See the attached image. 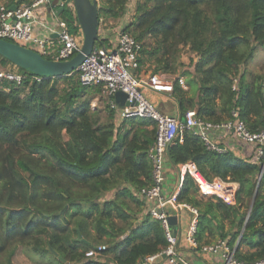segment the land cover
Segmentation results:
<instances>
[{
	"label": "trees",
	"instance_id": "1",
	"mask_svg": "<svg viewBox=\"0 0 264 264\" xmlns=\"http://www.w3.org/2000/svg\"><path fill=\"white\" fill-rule=\"evenodd\" d=\"M31 1L0 0L7 7ZM129 2L97 0L99 29L123 18ZM63 8L59 18L78 33L74 10ZM123 31L140 44V68L150 63L152 72L176 75L169 96L181 118L194 110L221 123L235 109L250 131L264 123V72L247 69L264 46V0H135ZM8 64L0 56V69ZM17 69L25 75L18 86L0 81V264H14L18 252L35 264H137L161 253L164 229L137 197L151 185L155 121L117 119L112 96L81 84L77 71L37 81ZM220 146L209 150L184 130L164 151L165 170L193 162L207 180L236 183L238 204L201 195L189 175L177 201L198 209V246L217 237L240 261L264 259V170L259 178L249 155ZM99 245L105 250L86 256Z\"/></svg>",
	"mask_w": 264,
	"mask_h": 264
},
{
	"label": "built area",
	"instance_id": "2",
	"mask_svg": "<svg viewBox=\"0 0 264 264\" xmlns=\"http://www.w3.org/2000/svg\"><path fill=\"white\" fill-rule=\"evenodd\" d=\"M51 1L32 0L30 3L16 5L14 10L6 5H0V39L23 46L27 45L25 47L35 45L39 54L43 57H50L51 60L70 59L81 46L82 33L80 29L76 34L70 33L65 22L59 17H55L54 11L51 12L55 17L57 42L53 44L51 40L33 34L34 25L40 26L44 20L39 9L49 6ZM64 5L73 9L71 0H61L60 7H64ZM130 12H126L124 16L125 23L131 15ZM123 25L116 30L112 41L106 39L107 41L103 45L94 47L76 71L81 84L102 85L104 94L112 96L109 106L115 110L117 119L134 116L151 118L156 123L155 139L148 151L151 162V185L140 189L137 192V197L145 202V215L160 221L167 246L161 253L145 257L137 264H154L157 260L158 264H190L177 253L178 237L176 233H173L172 226L168 221V218L173 214L178 221L182 211L190 213L186 235L190 246L198 248L201 253L220 254L222 264H264V259L250 263L238 260L234 255V249H230L225 240L217 239L212 243L198 246L194 240L198 209L185 202L177 201L182 183L187 175L194 180L201 195L220 200L227 205L238 204L236 199L238 185L236 183L223 181L219 178L207 180L200 174L193 162H186L178 165L174 191L167 196L163 192L167 178L164 151L181 132L190 131L203 141L207 149L215 151H222L224 148L220 146L218 140H212L214 132L239 140L249 147L250 160L262 167L264 166V123L256 131H250L239 118L235 109L231 111L229 119L221 123H212L201 119L194 110H187L183 118L180 117L177 110L175 115L161 113L154 103V99L159 95L170 97L169 95L173 91V79H170L165 73L140 68L138 62L140 44L130 34L123 31ZM24 77L25 75L16 68L0 69V81L15 82L18 86ZM33 78L39 80L37 76ZM177 82L181 88L185 90L188 88L182 77L178 78ZM236 84L237 80L233 79V90ZM116 91H121L126 95L125 103L129 105L118 107L114 101ZM104 250L105 246L99 245L88 250L86 256H96Z\"/></svg>",
	"mask_w": 264,
	"mask_h": 264
},
{
	"label": "water",
	"instance_id": "3",
	"mask_svg": "<svg viewBox=\"0 0 264 264\" xmlns=\"http://www.w3.org/2000/svg\"><path fill=\"white\" fill-rule=\"evenodd\" d=\"M68 1V0H67ZM78 27L82 33V43L79 50L68 60L55 61L44 58L38 52L19 45L14 42L0 39V56L12 63L16 67L32 73L38 77H60L76 71L84 58L95 47L99 40V21L97 0H71ZM12 10L16 5L10 6ZM63 7L58 9V14L63 11ZM126 95L121 91L114 93V101L119 108L125 104ZM264 170L260 168L259 178ZM172 226L173 233H176L177 217L172 215L168 218Z\"/></svg>",
	"mask_w": 264,
	"mask_h": 264
},
{
	"label": "crops",
	"instance_id": "4",
	"mask_svg": "<svg viewBox=\"0 0 264 264\" xmlns=\"http://www.w3.org/2000/svg\"><path fill=\"white\" fill-rule=\"evenodd\" d=\"M60 4L61 0H52L49 6L47 5V7L39 9V12L44 17V20L42 25H34L33 34L35 36L49 39L53 42V44L57 42L55 17H59L60 13L58 14V9L60 8ZM0 5H5V2H0ZM51 11L55 12V17L52 15ZM124 23L125 17L115 22H111V25H109V27L99 29L100 37L103 36L107 40L112 41L114 39V33ZM154 103L161 113L166 112L164 114L175 115L176 107L170 97H156L154 99ZM211 138L215 141L218 140L220 144L224 145L228 150H230L233 155L241 159H246L249 155V147L242 144L239 140L233 139L232 137H229L227 135L222 136L220 133L215 132L212 134ZM175 172V170L168 167L166 171V177L168 178L170 174ZM171 182L172 183L170 185L165 183L163 192L166 196L174 191L177 179H172ZM189 222L190 213L188 211H182L176 225V234L178 237L177 253L180 254L184 259H186L190 264H222L220 254L201 253L198 248H194L189 245L186 239ZM215 238H213L214 240L209 239L210 242H214ZM154 264H158V260L155 261Z\"/></svg>",
	"mask_w": 264,
	"mask_h": 264
},
{
	"label": "rangeland",
	"instance_id": "5",
	"mask_svg": "<svg viewBox=\"0 0 264 264\" xmlns=\"http://www.w3.org/2000/svg\"><path fill=\"white\" fill-rule=\"evenodd\" d=\"M134 3H135V0H132V1L130 0V3L128 4L129 7H127V12H130L131 11L130 13H132L133 8H134ZM25 46H27V45H25ZM28 48H30V49H32V50H34L36 52L38 51V49H37V47L35 45H29ZM181 58H182V61L184 63H187L188 53L187 52H183ZM6 67H10L12 69H14V68L17 69L18 68V67H15L12 64H8ZM142 68L145 69V70H151L152 69V66L150 65V63H146L145 65H143ZM247 69H248V72H250V73H260V72H264V46L258 48V50L254 53L251 62L247 66ZM175 76L176 75H171V76L168 75V77L170 79H173ZM164 96L165 95H159L157 98H161V97H164ZM96 104H97V100L95 99L92 102V105L95 106ZM164 113H166V112H164ZM258 177H259V175H258ZM172 179H177L176 173L170 174L169 177L165 180V183H167L168 185H170L172 183L171 182ZM30 257H32V256H28L26 254H23L22 252H18L17 255L13 259V263L14 264H35Z\"/></svg>",
	"mask_w": 264,
	"mask_h": 264
}]
</instances>
